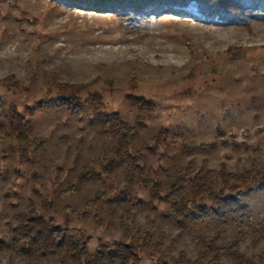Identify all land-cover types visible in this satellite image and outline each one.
Segmentation results:
<instances>
[{
  "label": "rangeland",
  "instance_id": "rangeland-1",
  "mask_svg": "<svg viewBox=\"0 0 264 264\" xmlns=\"http://www.w3.org/2000/svg\"><path fill=\"white\" fill-rule=\"evenodd\" d=\"M64 2L0 0V101L7 109L17 106L32 128L28 143L0 129V238L10 245L16 214L34 204L43 216L89 238L90 252L116 243L140 246L141 264H186L209 240L225 248L235 224L229 221L224 229L210 219L181 229L170 205L153 201L139 179L125 188L126 164L104 183L77 185L70 193L69 171L99 166L110 156L112 138L99 134L87 113L74 116L53 107L25 111L67 86L80 90L86 101L98 94L106 112L134 125L140 112L130 98H143L156 110L134 150L143 151L161 130L168 132L162 149L149 154L143 176L166 182L191 162L192 170L212 178L221 169L259 168L264 163V20L247 26L209 23L197 19L202 16L193 5L181 15L156 13L162 6L155 3L148 8L153 15L131 21L113 3L94 9ZM124 189L125 205L93 202L100 192L114 199ZM245 203L255 221L264 220V193ZM257 234L248 232L237 250L245 261L264 264V239ZM0 264H25V259L5 250ZM41 264L62 263L51 258ZM222 264L235 261L225 254Z\"/></svg>",
  "mask_w": 264,
  "mask_h": 264
},
{
  "label": "trees",
  "instance_id": "trees-1",
  "mask_svg": "<svg viewBox=\"0 0 264 264\" xmlns=\"http://www.w3.org/2000/svg\"><path fill=\"white\" fill-rule=\"evenodd\" d=\"M64 1L71 7H82L87 3L94 9H101L100 6L113 3L116 7L124 9L131 21L139 16L153 15L148 8L155 3L162 6L156 13L168 11L181 15L187 14L186 8L193 5L202 16L197 19L209 23L247 26L249 21L264 20V0ZM166 3L168 7H164ZM173 6L182 9L177 10ZM59 87V93L49 101L40 102V105L34 108L27 107L25 112L30 115L39 108L53 107L74 116L87 113L89 124L96 127L99 134L109 135L114 144L110 156L103 158L99 166L85 165L79 170L69 171L73 184L68 189L70 193L77 190V185L82 186L94 181L104 183L106 176L114 174L126 164L128 172L125 188L131 187L134 181L139 179L143 189L150 194L153 201L170 205L175 214L174 220L181 229H187L191 224L199 225L210 219L218 222L220 228L224 229L229 221L236 225L231 242L225 248L217 247L214 240H209L205 243L204 251L196 259L187 260L186 264H222V257L225 254L232 258L235 264H254L249 260L245 261L237 248L248 232L258 233L257 237L264 239V220L255 221L250 206L245 203V200L255 193H264V163L259 168H250L241 173H227L221 169L212 178L211 173L204 174L203 170H192L193 162H191L166 182L157 176L145 177L142 169L150 155L154 156L162 149L168 136L166 130H161L142 148L148 154L134 150L135 144L148 129V123L154 116L155 104L143 98L131 97V105L136 107L140 114L134 125H130L120 114L106 112L98 94H90L86 101L82 99V93L77 88ZM0 112L4 116L0 129L20 143H28L32 128L28 126L26 116L20 113L18 107L13 105L7 109L0 101ZM211 147H215V143L210 147L203 146L199 150L211 149ZM127 190L124 189L114 199L110 198L108 192H100L93 202L101 200L118 206L125 205L128 202ZM93 202L86 205L87 209L93 207ZM67 210L70 213L73 211L70 208ZM75 213L73 215H80ZM15 221L16 225L11 229V244L8 245L0 238V253L11 250L17 256L24 258L25 264H41L42 261L51 258H56L62 264H141L140 246L132 243H116L113 246L101 245L94 252H90L89 238L75 235L69 228L59 225L54 218L43 216L34 204L26 211L17 213Z\"/></svg>",
  "mask_w": 264,
  "mask_h": 264
}]
</instances>
